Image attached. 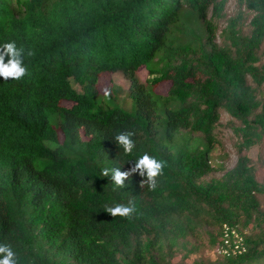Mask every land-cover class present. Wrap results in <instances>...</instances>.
<instances>
[{"label": "trees", "instance_id": "trees-1", "mask_svg": "<svg viewBox=\"0 0 264 264\" xmlns=\"http://www.w3.org/2000/svg\"><path fill=\"white\" fill-rule=\"evenodd\" d=\"M224 1L0 0V46L23 48L27 68L0 78V244L17 264H264V184L247 156L264 143V0H237L248 16L217 42ZM112 73L129 82V110L118 87L99 94ZM222 112L237 160L206 180ZM126 131L127 155L114 141ZM145 153L166 162L157 187L133 174L116 188L111 170ZM129 201L130 219L104 211ZM223 224L246 252L201 259Z\"/></svg>", "mask_w": 264, "mask_h": 264}, {"label": "rangeland", "instance_id": "rangeland-1", "mask_svg": "<svg viewBox=\"0 0 264 264\" xmlns=\"http://www.w3.org/2000/svg\"><path fill=\"white\" fill-rule=\"evenodd\" d=\"M221 1V0H218ZM244 7L241 6L237 0H225L223 4V9L221 12V17L216 20V39L220 42L219 33L223 30L228 21L235 19L240 16L242 12L243 18L246 19L248 13L245 11ZM246 23V22H245ZM248 23V22H247ZM137 76L139 80L144 83L147 79V73L144 68H140L137 71ZM100 85L98 88L99 94L104 95L105 91L108 90L109 86H115L120 89L119 92V104L126 110L130 109V100L125 96L126 90L128 89L129 82L120 74L112 73L105 74L100 78ZM169 83H162L156 90L158 93H165L169 87ZM74 87L79 91L80 88L76 85ZM123 100V101H121ZM216 135L218 143L215 145L214 149L209 155V165L214 169V172L207 176L205 179L210 180L212 178L218 179L225 172L231 170L236 164L237 156L234 150V142L236 141V136L232 131L230 120L225 113L220 114V119L218 126L216 128ZM263 146H253L248 151L247 156L252 160V163L256 168V179L264 184V163L262 162V157L264 156V143ZM261 208L264 210V198L261 199ZM201 248L199 252V257L201 259H207L215 261L219 259L217 257L216 251L207 246V240L205 237L199 241ZM197 257V258H199ZM180 261V256L172 260V264H178ZM188 264H192V260L187 261Z\"/></svg>", "mask_w": 264, "mask_h": 264}, {"label": "clouds", "instance_id": "clouds-1", "mask_svg": "<svg viewBox=\"0 0 264 264\" xmlns=\"http://www.w3.org/2000/svg\"><path fill=\"white\" fill-rule=\"evenodd\" d=\"M24 49L17 48L14 42L5 43L0 46V78L7 81L20 80L27 75V68L24 66L23 60ZM35 53L31 50L28 51V56H33ZM7 58V62L5 59ZM110 95L105 91V96ZM132 131H126L117 134L114 137L116 145L123 149L125 155L130 154L135 146ZM166 166L165 161H158L154 157L143 154L138 160L135 161L133 167L128 171H121L120 168L112 169L111 180L114 182L116 188L125 187V181L133 174H138L144 178L140 182V187L147 185L149 190H154L157 187L156 178L162 174L163 168ZM103 176H109V170L104 169ZM135 205L129 201L127 205L116 204L115 206L105 207V212L112 218L121 217L130 219L135 212ZM0 264H17L16 253L8 244H0Z\"/></svg>", "mask_w": 264, "mask_h": 264}, {"label": "built area", "instance_id": "built-area-1", "mask_svg": "<svg viewBox=\"0 0 264 264\" xmlns=\"http://www.w3.org/2000/svg\"><path fill=\"white\" fill-rule=\"evenodd\" d=\"M215 251L222 257H237L246 252L243 235L236 226H221V244Z\"/></svg>", "mask_w": 264, "mask_h": 264}]
</instances>
